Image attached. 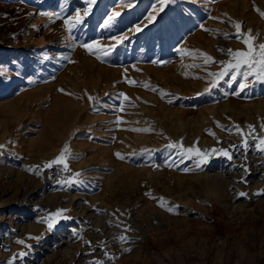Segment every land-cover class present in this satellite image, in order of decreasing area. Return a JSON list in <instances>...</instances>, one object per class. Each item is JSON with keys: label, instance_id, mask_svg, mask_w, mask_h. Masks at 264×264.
<instances>
[{"label": "rangeland", "instance_id": "1", "mask_svg": "<svg viewBox=\"0 0 264 264\" xmlns=\"http://www.w3.org/2000/svg\"><path fill=\"white\" fill-rule=\"evenodd\" d=\"M262 13L0 0V264H142L165 238L154 264H264V82L228 67L249 32L264 44Z\"/></svg>", "mask_w": 264, "mask_h": 264}, {"label": "snow or ice", "instance_id": "2", "mask_svg": "<svg viewBox=\"0 0 264 264\" xmlns=\"http://www.w3.org/2000/svg\"><path fill=\"white\" fill-rule=\"evenodd\" d=\"M167 0H161V3H166ZM87 14V13H85ZM120 13L119 12H113L112 15L108 18V21L105 22V24H107L109 21H111L112 19H114L115 17L119 16ZM262 15H264V13H262ZM80 22V18H79V14L76 16L75 18V23H79ZM67 23V21H66ZM74 26V25H72ZM235 28L237 29V35H240V25L239 24H235L234 25ZM137 31H139V28L136 29ZM124 39H127V37H118L117 41L118 42H122ZM256 38L251 36V33H248V37L243 39V42L248 45V51L244 52V51H237L235 53H233L231 50H229V55H232L233 58L236 60V63L234 64H229L228 67L229 68H235V69H239L241 68V66H247L248 71L244 73L245 79H247L248 76L250 75H255L256 79L259 82H264V44H260L258 46L259 51H256V45L254 43H250V40L254 41ZM83 47L88 48L89 51L92 50L91 46L88 44H84ZM254 68H258V72H253L252 70ZM225 72H221L220 75L223 76L225 75ZM235 78V77H233ZM243 87V86H242ZM89 99H92L91 97H89ZM260 145L264 146V139L260 140ZM172 147H175V145H170ZM4 146L0 145V149H2ZM188 152H193V149H188ZM259 151L264 152V147H259ZM196 154H200L199 153V149L195 150ZM69 154V149L67 148V146L62 149L60 155L53 161L49 162L48 164L45 165V167L47 168H51L54 164L55 165H63L64 166V170H67V163H66V156ZM225 156H229L227 151H224L223 153ZM119 155V154H117ZM122 158V157H121ZM229 159H231V156H229ZM77 176H79L80 174L77 173ZM63 183H67V184H71L73 183V181H64ZM247 194L244 192L239 193V196H246ZM161 207H164V201L163 198H161ZM169 211H173V209H168ZM66 210H58L55 213H50L48 214L47 218H42V220L40 222H44L47 223L48 229L51 230L53 227V224L55 223V218L56 217H62L64 219H68V217L63 216V212ZM38 239V238H37ZM120 239H124V237H121ZM20 243H23V241H19ZM20 256H23L24 253L19 254ZM9 264H13V261H9ZM95 264V262H94Z\"/></svg>", "mask_w": 264, "mask_h": 264}, {"label": "trees", "instance_id": "3", "mask_svg": "<svg viewBox=\"0 0 264 264\" xmlns=\"http://www.w3.org/2000/svg\"><path fill=\"white\" fill-rule=\"evenodd\" d=\"M170 239L165 238L162 240H152L148 239L145 242V256L142 264H154V259L156 254L163 250L167 245H169Z\"/></svg>", "mask_w": 264, "mask_h": 264}]
</instances>
